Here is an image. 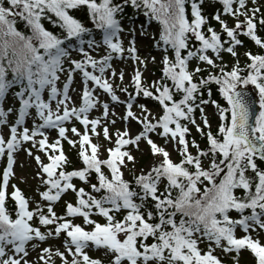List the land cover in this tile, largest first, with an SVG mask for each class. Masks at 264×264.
<instances>
[{"label": "snow or ice", "instance_id": "obj_1", "mask_svg": "<svg viewBox=\"0 0 264 264\" xmlns=\"http://www.w3.org/2000/svg\"><path fill=\"white\" fill-rule=\"evenodd\" d=\"M203 2L0 0V127L9 133L0 134V157L7 161L0 178V264H30L26 245L34 242L35 248L61 235L64 251L40 249L44 264L53 254L62 264H105L104 258L106 264H223L217 249L237 256L246 249L255 264H264L259 238L264 233V54L245 52L242 66L237 52L243 45L240 35L264 49V38L257 34L261 8H249L248 0H220L223 12L212 17L220 25L217 31L202 14ZM129 7L142 13L146 23L126 26ZM79 11H86L91 26L75 14ZM222 15L233 17L234 26ZM18 21L29 34L18 30ZM153 21L160 26L158 37L150 31ZM259 24L264 25V14ZM140 37L151 38L162 53L159 60L140 55ZM225 53L235 58L231 67ZM117 58L136 62L130 85L134 95L123 86L125 72L113 66ZM149 63H159L161 75L145 83ZM77 76L82 84L79 106L71 95L77 91ZM212 85L223 103L214 98ZM250 86L258 108L248 98ZM117 89L128 99L122 101ZM98 92L125 105L124 114ZM137 97L154 102L153 107ZM209 105L218 121L215 131ZM98 108L101 115L91 118ZM117 118L127 124L116 129L114 138L110 129ZM72 121L83 132L66 126ZM132 122L140 126L135 135ZM193 128L206 139L204 147L190 139ZM46 129L57 131L54 142ZM101 135L110 146L93 142V136L99 140ZM63 141L77 150L83 167L68 170L71 161ZM26 142H31L25 151L36 161L35 178L44 189L37 188L38 200L10 185L14 153ZM141 143L158 158L146 168H137L133 154ZM69 193L74 201L65 200L64 212L58 214L56 204ZM77 218L82 223H74ZM238 230L244 235L237 236ZM93 248L103 257L91 256Z\"/></svg>", "mask_w": 264, "mask_h": 264}, {"label": "rangeland", "instance_id": "obj_2", "mask_svg": "<svg viewBox=\"0 0 264 264\" xmlns=\"http://www.w3.org/2000/svg\"><path fill=\"white\" fill-rule=\"evenodd\" d=\"M254 6H259L260 8L263 7L264 6V0H257L256 5H253L251 0H248V7L252 8ZM261 13H262V11H261ZM221 18L225 19L228 22L229 26H234L235 20L233 17L222 15ZM240 19H243V17H240ZM144 23H146V17H144L143 15H140L138 17V20L135 21V23H133L132 26L138 27L140 24H144ZM125 24H126V26L128 25V23H126V22H125ZM159 27H160L159 24L156 23L155 21L152 22L151 27H150V31L153 33H156L157 37H158ZM219 28H220V25H219ZM97 38L99 39L98 34H97ZM125 43L127 44V40L125 41ZM152 44H153V42H152L150 37H148V38L140 37L138 39V48H139L140 55L142 57H146L149 54H151L153 56H156L157 59L159 60L162 53L157 51L152 46ZM247 51L248 50L244 46H237V52L239 55L240 63H243L244 59L246 58L245 52H247ZM224 60L229 65V67H231V65L235 62V58H233L229 54L226 57H224ZM193 63L195 64V61ZM113 66L118 72L119 71L125 72V80L123 81V86L128 87L129 93H133V95H134V88L131 87L130 85L132 82L131 78L134 74V69L136 67V62L134 60L127 59V58H125L123 61H121L119 58H117L113 61ZM161 67L162 66L159 63H157V64L149 63V70L145 73V83H149L152 80L159 78V76L161 75V71H160ZM116 84L117 85L121 84L119 79L116 80ZM73 88L77 89V91L71 92V95H72L73 100L75 101L76 105L79 106V104H80V92H79V90L82 89V84L80 82L79 76L76 77V80L73 84ZM249 90L253 91L251 86L249 87ZM117 94L120 95L122 101L128 99V94L120 92L119 89H117ZM97 95H99L103 101L110 102V97L104 95L102 92H98ZM45 97H47L46 92H45ZM136 99L139 101V103L147 104V106L150 108L153 107L154 102L148 101L147 99H145L143 97H137ZM110 104H111V107L114 111H116L117 113H119L121 115L124 114L125 105L115 104V103H111V102H110ZM7 106H11V105L9 104V105H6V107ZM53 107H54V105H53ZM136 110L139 111L138 106L136 107ZM207 112H208V115H209L210 120H211L212 129H214L217 127V123H218L217 118L214 115V112H215L214 106L209 105L207 108ZM101 113H102V109L98 108L97 110H93L90 113V117L96 118V117L100 116ZM198 117H199V115H198ZM14 119H15L14 116L10 117V120L14 121ZM32 123L33 122H32L31 117L26 119V125L29 128L32 127ZM126 124H127V122L122 121V120L117 118L116 125L114 127H111V129H110L113 133L114 138H115L116 129H123L126 126ZM66 126L69 128H71L72 126H76L77 128H79L81 130V132H83V127L79 124L78 121L69 122ZM139 127L140 126L137 125L135 122H132L131 134L135 135L139 131ZM45 131L48 135L49 142H54L55 139L57 138V131L55 129H46ZM0 134H3L5 137H7L9 134L8 128L7 127H0ZM68 135L70 137H72L73 139H78L77 137L72 136L71 132H69ZM200 137H201L200 134L198 132H196L195 128H193L190 139L195 138L197 140V142L200 143ZM37 139H39V137ZM153 139L158 144H163V140H161L159 137L153 135ZM92 140L94 143L104 144L105 147L110 146L107 141L103 140L102 135L99 138V140L95 136L92 137ZM62 143H63L64 150H65L67 156L69 157V159L71 161V163L67 166L68 170H72L73 168L83 167L82 161L78 157L77 150L72 148L67 143V141H63ZM203 146L204 145L201 144V147H203ZM31 147H32L31 142H26L20 150H18L17 152L14 153L15 163L13 166V171L15 174H14V176L10 177V185L16 184L24 192V194L27 197H35V199L38 200L39 196L36 195L37 188L39 187L41 191H43L44 189L41 186L39 179L35 178L37 170H38V166L36 164V161L34 160L33 157L28 156L27 152L25 151V149H28ZM140 149H141L140 151L133 150V154L137 157V159L139 161V163L137 164V168H146L153 163L154 159H158V158H154L151 155V152L149 150V146L146 143H141ZM169 151L172 153V158L174 160L179 159L178 154L174 151L173 146H169ZM101 152L103 153L101 158H104V156H106L107 153L103 152V149H101ZM33 153H34V155L39 154L43 157V153H38L36 149H33ZM45 162H47V161L45 160ZM6 163H7L6 157H0V178H2V170L4 167H6ZM129 168H131V165H129ZM105 171H107V169H105ZM125 178L131 179V175L129 174L128 170H125ZM74 182L77 183L79 186L85 187L78 180H76ZM10 190H11V188H9V191ZM74 199H75V197H74V194H72V193L65 195L62 198V200L60 202H58L55 206V210L57 211V213L63 214V212H64V201L65 200L74 201ZM233 215L235 216L236 214H233ZM94 218L101 220V222L103 219L100 217H94ZM74 223H82V218L75 219ZM41 230L44 231V228L41 227ZM242 235H244V233L242 231L238 230L237 236H242ZM253 236H256V233H253ZM259 238L262 240V242H264V233H262ZM63 240H64L63 235H61L60 237L50 238L47 243L37 244V247H35V248L32 247V243H34V242H30L28 245H26V248L28 251V256L25 257V259L29 260L30 264H44V261L39 259L40 249L43 247H50L53 249V252H55V250L57 248L60 249L61 251H64ZM201 247H203V245H201ZM89 254L93 257H103V253L95 250L94 248L90 251ZM216 254H217L218 258H220L222 261H228L232 264H236V259H238L239 264H251V262L253 260L255 261L253 254L249 250H246V249L241 250L238 256H237L236 252L223 254L220 249L216 250ZM234 257L236 259H234ZM104 259H105V264H106L107 258H104ZM49 264H62V261H61L60 257L53 254L51 257V260L49 261Z\"/></svg>", "mask_w": 264, "mask_h": 264}, {"label": "trees", "instance_id": "obj_3", "mask_svg": "<svg viewBox=\"0 0 264 264\" xmlns=\"http://www.w3.org/2000/svg\"><path fill=\"white\" fill-rule=\"evenodd\" d=\"M201 7H202V14H204L205 16L208 17V23L211 26H213L217 31H220L219 23L216 20L212 19V17L216 14L217 11H220L221 13L223 12V5L220 2V0H204V2L201 5ZM188 9H189V18L191 19V16H190V4L188 5ZM261 11H262V13H258L257 14V34L261 38H264V25H260L259 24V16L261 14H264V6L261 7ZM126 12L128 14V17L131 18V19H126L125 20V22L128 23V24L132 23V21H137L138 17L140 15H143L142 13H136L135 10L130 8V7L126 9ZM75 14L79 18L84 20L86 23H88L89 26H91L90 22L87 21L86 11H79V12H77ZM16 26H17L18 30H20L22 32H25V34H29L28 30L19 21L17 22ZM46 26L49 27V28L51 27V25H46ZM205 27H207V25ZM222 36H223V34H222ZM224 38H226V36ZM238 38L241 39V41L243 42L242 46H244L248 51H251L253 54H256V53L264 54V49L259 48L254 43V41H252L249 37L244 36V35H240ZM227 55L228 54L225 53L224 57H226ZM246 62H247V57L244 59V61H243V63H241V65L243 66ZM9 78H11V73H9ZM212 88H213L214 98L220 100L223 103L222 98L218 95V93L216 91V85H212ZM197 115H199V114H197ZM215 129L216 128H214L213 130L215 131ZM200 143L203 144L204 146L206 145V139L204 137H202V136L200 137ZM262 166H264V165H262ZM94 176H95V174L93 173V176H92L93 182H95ZM84 186L86 188L88 187L87 185H84ZM7 205L9 207V209H11L13 207L12 201L8 200ZM232 214H236V213L233 212ZM222 262L225 263V264H232V263H230L228 261H222ZM251 264H255V261L253 260L251 262Z\"/></svg>", "mask_w": 264, "mask_h": 264}, {"label": "water", "instance_id": "obj_4", "mask_svg": "<svg viewBox=\"0 0 264 264\" xmlns=\"http://www.w3.org/2000/svg\"><path fill=\"white\" fill-rule=\"evenodd\" d=\"M248 98L252 102L253 107L254 108H258L257 99H256L253 91L249 90V96H248Z\"/></svg>", "mask_w": 264, "mask_h": 264}]
</instances>
